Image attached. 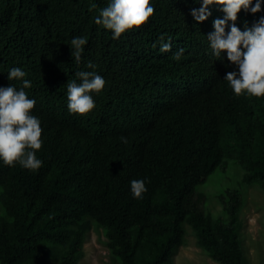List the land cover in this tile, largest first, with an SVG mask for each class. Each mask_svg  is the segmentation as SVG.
I'll return each instance as SVG.
<instances>
[{
    "label": "trees",
    "instance_id": "16d2710c",
    "mask_svg": "<svg viewBox=\"0 0 264 264\" xmlns=\"http://www.w3.org/2000/svg\"><path fill=\"white\" fill-rule=\"evenodd\" d=\"M109 2L0 0V86H22L8 80L13 67L27 73L44 141L37 171L0 160V264H79L93 225L114 263L169 264L187 224L217 261L248 264L240 190L218 194L225 221L206 210L200 188L232 159L244 183L264 189V96L235 95L224 77L238 69L206 41L222 6L210 5L212 16L197 23L190 13L202 0H151L149 21L114 40L94 22ZM261 7L241 9L237 27H251ZM74 37L88 39L80 63L71 57ZM163 43L171 50L161 52ZM179 49L181 58L172 59ZM79 71L107 82L84 116L64 106L66 84L79 83ZM133 179L146 182L142 199L131 194Z\"/></svg>",
    "mask_w": 264,
    "mask_h": 264
},
{
    "label": "clouds",
    "instance_id": "9594fccd",
    "mask_svg": "<svg viewBox=\"0 0 264 264\" xmlns=\"http://www.w3.org/2000/svg\"><path fill=\"white\" fill-rule=\"evenodd\" d=\"M264 0H202L199 8L191 10V16L197 23L206 21L212 16L210 5L222 6V18L212 21L213 31L207 34V43L212 55L221 58L226 51L227 60L234 64L238 71H229L224 80L240 96L242 93L251 97L264 96V16L252 23H245L244 30L237 27V14L244 10L256 14L262 10ZM95 8L96 5L91 6ZM154 7L151 0H110L108 5L99 11L95 24L112 32L114 40L120 39L129 29H139L153 16ZM232 22L229 24V22ZM226 29H229L226 31ZM186 38V37H185ZM163 40V37L160 38ZM190 44L198 46V39L189 38ZM87 37H74L71 40V57L80 63ZM155 46V45H154ZM171 50L169 43H163L161 52ZM183 49L173 54L172 59L179 60ZM96 66L89 62L87 68ZM27 73L20 67H13L8 72V80L22 81L17 89L14 85L0 86V160L4 165L37 171L43 166V161L37 157V150L42 149V127L39 118L32 114L36 101L30 99L25 89L31 88V81L24 79ZM79 80H68L67 99L64 106L69 114L84 116L95 108L93 93L99 94L106 87V80L96 71H79L75 73ZM127 143V138L121 137ZM144 179L130 181V191L134 199H142L147 192Z\"/></svg>",
    "mask_w": 264,
    "mask_h": 264
},
{
    "label": "rangeland",
    "instance_id": "374dc122",
    "mask_svg": "<svg viewBox=\"0 0 264 264\" xmlns=\"http://www.w3.org/2000/svg\"><path fill=\"white\" fill-rule=\"evenodd\" d=\"M243 168L229 159L225 168L217 170L200 188L207 194L206 210L214 217L227 221L223 204L218 194L228 188H237L242 195L240 208L241 238L244 257L248 264H264V189L259 184L242 181ZM84 255L79 264H119L114 263L106 238L100 227L93 225L86 233ZM47 264H54L50 261ZM169 264H222L198 243L194 229L187 224L182 245Z\"/></svg>",
    "mask_w": 264,
    "mask_h": 264
}]
</instances>
